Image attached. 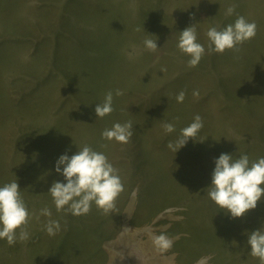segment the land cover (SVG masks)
I'll return each mask as SVG.
<instances>
[{
  "label": "rangeland",
  "instance_id": "1",
  "mask_svg": "<svg viewBox=\"0 0 264 264\" xmlns=\"http://www.w3.org/2000/svg\"><path fill=\"white\" fill-rule=\"evenodd\" d=\"M241 15L257 24L255 38L239 52L209 53L208 29ZM192 25L206 50L195 68L177 47ZM109 90L115 110L99 119ZM197 114L198 140L175 154L168 142ZM128 121V143L102 138ZM165 122L175 132L165 134ZM85 145L119 170L124 191L112 214L94 203L86 215L58 212L48 193L67 182L58 158ZM222 153L264 157V0H0V186L17 181L30 213L52 212L33 216L28 241L0 239V264H260L247 241L264 231V197L233 219L207 196ZM49 219L61 226L54 236L43 230ZM149 232L173 247L158 252Z\"/></svg>",
  "mask_w": 264,
  "mask_h": 264
},
{
  "label": "clouds",
  "instance_id": "2",
  "mask_svg": "<svg viewBox=\"0 0 264 264\" xmlns=\"http://www.w3.org/2000/svg\"><path fill=\"white\" fill-rule=\"evenodd\" d=\"M236 5H230L225 12L231 16L236 10ZM139 30V29H138ZM209 44V53L223 54L233 50L239 52V45L252 40L257 35V24L249 22L244 16H238L234 23L219 29L218 26L210 27L206 33ZM157 40V39H156ZM156 40L145 39V48L150 52H157ZM177 47L188 55V67L195 68L205 55V47L198 42L195 25L189 26L180 32ZM163 71L165 69L162 68ZM117 89L115 96L123 95ZM192 95L199 98V90H194ZM186 91L181 90L175 97L178 103H183ZM114 94L109 90L102 103H98L95 113L99 119L110 115L113 107ZM179 120V117H176ZM203 119L197 114L192 123L180 129L175 141H169L167 148L175 154L186 146L189 139L198 140L200 130L203 128ZM165 134L175 132V124L165 122L162 124ZM131 121L121 124L115 123L112 128L102 132V138L108 141L115 140L126 144L133 135ZM106 147V145H103ZM79 151L69 156L61 155L55 171L63 175L66 183L54 181L48 193L53 198L56 210L66 211L75 216L86 215L91 211L92 204L96 205L102 215H109L116 211V200L124 191V185L119 170L113 166L108 157L94 150L88 145L79 147ZM63 166V168H61ZM264 157L250 161L247 154L238 158L229 153H222L215 159V168L212 172L211 185L207 188V196L219 209L231 215V218L243 217L246 213L257 207L258 201L264 197ZM17 181H12L0 186V239H5L9 246H14L17 241L25 242L30 239L28 226L31 219L39 221L40 216L51 217L52 212L45 207L40 209L38 215L30 213L20 191ZM58 220L49 219L44 225V231L49 236H54L60 231ZM148 237L154 248L161 253L169 251L174 240L166 234L149 232ZM247 243L251 245L250 255L258 258L264 264V231L258 229L249 234Z\"/></svg>",
  "mask_w": 264,
  "mask_h": 264
},
{
  "label": "trees",
  "instance_id": "3",
  "mask_svg": "<svg viewBox=\"0 0 264 264\" xmlns=\"http://www.w3.org/2000/svg\"><path fill=\"white\" fill-rule=\"evenodd\" d=\"M202 152H203V149H200V150L195 149V150L192 152V154L194 153V154H196V155H199V154H202ZM194 158H195V157H194ZM189 164L191 165L192 163L190 162Z\"/></svg>",
  "mask_w": 264,
  "mask_h": 264
}]
</instances>
